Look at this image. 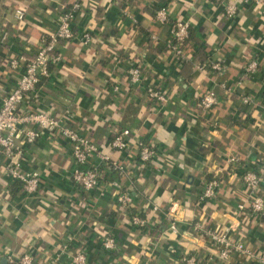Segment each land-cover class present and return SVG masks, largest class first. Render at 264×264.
<instances>
[{"label":"crops","instance_id":"obj_1","mask_svg":"<svg viewBox=\"0 0 264 264\" xmlns=\"http://www.w3.org/2000/svg\"><path fill=\"white\" fill-rule=\"evenodd\" d=\"M80 3L72 21L74 39L61 42V63L49 68L38 85V99L21 108L61 113L69 108L72 125L112 160L129 164L125 176L104 175L97 190L82 191L71 180L74 167L70 146L46 133L24 146L20 167L36 172L37 193L27 195L22 184L3 174L0 156V264L9 257L32 255L35 264H68L82 253L85 264H213L218 250L193 230L222 233L241 242L252 254L264 253V215L250 212L245 172L264 179V15L249 0H0V84L14 87L18 73L9 68L13 58L31 59L43 39L55 30L59 13ZM234 5V18L224 7ZM165 7L169 24L155 21ZM23 11L18 21L14 14ZM190 25L181 45L185 61L176 66L166 44L171 23ZM91 42L83 46L82 35ZM153 37L155 39H153ZM255 60L257 71L245 76ZM136 65L142 83L133 86L127 71ZM153 84L168 97L157 104L145 93ZM232 90L225 95L222 87ZM114 87L117 88L114 91ZM214 92L219 103L202 113L197 102ZM242 96L252 98L243 105ZM129 130L135 140L155 151L147 164L113 150L115 132ZM234 158L235 161L231 162ZM94 164L97 160L93 161ZM217 180V195L200 201L205 183ZM112 182L131 196L125 211L118 208ZM177 206L179 233L169 231L163 213ZM244 204L243 212L237 206ZM146 222L139 229L131 223ZM115 249L102 248L105 238ZM242 256L225 264H254Z\"/></svg>","mask_w":264,"mask_h":264},{"label":"built area","instance_id":"obj_2","mask_svg":"<svg viewBox=\"0 0 264 264\" xmlns=\"http://www.w3.org/2000/svg\"><path fill=\"white\" fill-rule=\"evenodd\" d=\"M253 6H259L260 12L264 15V0H249ZM81 8L80 3H74L71 7L64 9L56 17L55 30L48 34L42 41L41 46L36 50L31 59L24 57L13 58L9 61V68L18 73L15 78L14 87L10 90L0 84V156L5 159L3 174L12 180L22 184L25 194L33 196L39 188L40 178L36 172H24L19 160L24 146H31L39 140L43 134H47L53 139L65 140L70 146L73 159V170L71 180L82 191L90 193L97 190L100 180L104 175L103 167H106L112 175L125 176L129 173L128 165L117 160H112L110 156L101 152L99 147L91 142L82 132L72 125L73 115L69 108L61 113L53 111L43 112L31 111L30 108L22 109L21 106L26 100L38 99V85L42 80L49 77V68L61 63V56L57 53V48L61 42H69L74 39L72 21L77 11ZM225 15L234 18L237 8L234 5L224 7ZM18 21L23 19V11L16 10L14 14ZM155 21L160 25L169 24L165 7L156 11ZM171 41L166 44L168 51L173 55L176 66L186 60L181 50V45L188 38L190 25L188 22L179 21L171 23ZM7 38L6 33H0V43ZM153 39H155L153 37ZM83 46H88L91 36L88 33L82 35ZM258 69L255 60L249 62L244 69V75H252ZM128 80L131 85L138 86L142 83V71L139 66L132 65L128 71ZM225 95L231 94L232 90L226 86L222 87ZM117 88L114 87V91ZM146 95L155 103L161 105L168 102L167 95L160 91L155 85L145 86ZM264 108V92L262 97ZM240 101L243 105H252L253 100L249 96H242ZM219 103V97L214 92H207L199 97L197 107L202 113L210 112ZM129 130L115 132L110 142L113 150L133 156L137 164H147L155 158V151L143 144L141 140H135L133 146L129 145ZM97 160L94 164L93 161ZM235 159L232 158L231 162ZM242 181L248 190L250 212L258 217L264 215V179L261 174L245 172ZM114 187V197L121 211H125L131 205V196L122 190L120 185L112 182ZM219 183L217 180L207 181L198 194L200 201L211 200L216 197ZM244 204L237 206L238 212L244 211ZM177 206L172 204L163 215L169 219V231L173 234L179 233L177 220ZM131 223L143 229L146 222L138 216L131 218ZM230 229V228H229ZM229 229L222 233L216 230L203 229L200 224H195L193 230L204 238L218 250V258L213 264H225L231 257L242 256L244 259L253 260L254 264H264V253L252 254L243 243L235 242L229 237ZM102 248L106 251L115 249V239L105 238ZM10 264H35L32 255L26 254L20 258L9 257ZM185 262L192 264L193 259H185ZM85 256L82 253L71 257L68 264H85ZM247 264H251L247 263Z\"/></svg>","mask_w":264,"mask_h":264},{"label":"trees","instance_id":"obj_3","mask_svg":"<svg viewBox=\"0 0 264 264\" xmlns=\"http://www.w3.org/2000/svg\"><path fill=\"white\" fill-rule=\"evenodd\" d=\"M112 138H113V136H112ZM112 140V139H111Z\"/></svg>","mask_w":264,"mask_h":264}]
</instances>
